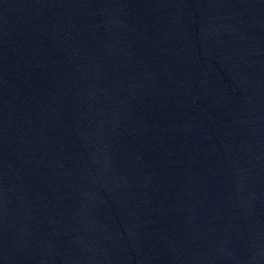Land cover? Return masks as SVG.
Returning <instances> with one entry per match:
<instances>
[{"label": "water", "instance_id": "water-1", "mask_svg": "<svg viewBox=\"0 0 264 264\" xmlns=\"http://www.w3.org/2000/svg\"><path fill=\"white\" fill-rule=\"evenodd\" d=\"M0 264H264V0H0Z\"/></svg>", "mask_w": 264, "mask_h": 264}]
</instances>
